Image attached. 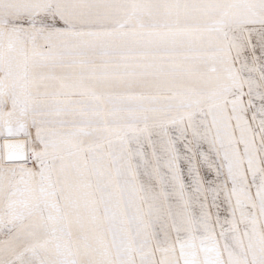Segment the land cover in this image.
<instances>
[{
  "label": "snow or ice",
  "instance_id": "obj_1",
  "mask_svg": "<svg viewBox=\"0 0 264 264\" xmlns=\"http://www.w3.org/2000/svg\"><path fill=\"white\" fill-rule=\"evenodd\" d=\"M0 264H264V0H0Z\"/></svg>",
  "mask_w": 264,
  "mask_h": 264
}]
</instances>
